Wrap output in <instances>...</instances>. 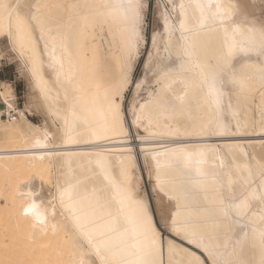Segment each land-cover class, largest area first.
<instances>
[{"label":"snow or ice","instance_id":"snow-or-ice-1","mask_svg":"<svg viewBox=\"0 0 264 264\" xmlns=\"http://www.w3.org/2000/svg\"><path fill=\"white\" fill-rule=\"evenodd\" d=\"M150 7L151 0L84 5L0 0V43L7 53L23 61L38 93L37 101L63 122V145L107 140L124 133V91L135 83L132 72L137 58L146 54V71L152 72L161 88L144 104L133 106L132 123L146 133L141 139L149 146L142 151L146 161L151 155L153 163L147 167L154 191L175 201V211L165 220L166 226L181 241L202 252L197 254L176 239H168L165 260V241L153 220L149 200L139 188L131 149L118 153H56L47 150L50 134L37 128L32 143L25 142L26 169L5 168L0 177V264H173L177 252L186 257L184 264H264V162H256L258 175L251 166H243L247 171L244 183L251 192H241L238 201L228 206L246 219L243 228L250 231H244V239H250L253 252L259 250V258L223 260L219 245L211 242L212 235L185 216L184 193L177 190L169 195L166 190V169L180 166L205 177L207 149L177 145L160 150L151 143L156 135H223L230 131L232 120L244 106L259 108L264 131V12L259 19L238 23L237 5L224 6L212 0L179 5L166 2L161 14L164 32L151 35L153 51H148L141 46L149 42L143 23ZM177 8L178 23H173L170 16ZM76 9L87 11L79 16L78 28L73 29L60 13ZM97 24L107 25L110 33L113 25L117 27L118 76L102 75L97 50L88 47L89 28L94 30ZM165 34L168 64L161 67L158 43ZM201 34L213 38L210 55L207 44L194 38ZM142 84L135 83V87L140 89ZM176 85H182L181 94L176 92ZM193 89L202 93L203 106L210 110L208 119L173 126L171 119L185 111ZM234 126L240 129L239 120ZM4 143L3 150L8 151L13 141L6 136ZM81 155L88 156L92 166L77 173L71 161ZM112 156L126 159H119L114 167ZM54 158L66 159L68 172L55 182V203L45 204L38 202L40 190L51 184L52 178L51 170L41 166ZM36 181L39 188L33 190ZM257 181L259 192L252 188Z\"/></svg>","mask_w":264,"mask_h":264},{"label":"bare ground","instance_id":"bare-ground-1","mask_svg":"<svg viewBox=\"0 0 264 264\" xmlns=\"http://www.w3.org/2000/svg\"><path fill=\"white\" fill-rule=\"evenodd\" d=\"M48 2L84 5L100 2L118 3L121 2V0H48ZM181 2L189 4L196 2V0H178L177 5ZM199 2L207 3L208 0H199ZM212 2L224 6L230 4L237 5L236 19L238 23L245 20L259 19L260 17L258 16V13L261 9V4L263 3L262 0H212ZM21 3H23V0H21ZM86 11V9L70 10V12L62 10L60 14L67 26L77 29L79 26V16ZM178 11L177 8L173 14L174 16H170L171 22L178 23ZM188 11L189 14H191L192 9H189ZM160 22L162 29L161 33H163L162 15H160ZM116 33L117 27L115 25L112 26L111 33L109 32L107 25L101 26L97 24L94 30H92L91 27L89 28L88 47L97 50L99 57L98 70L102 75L108 74L111 76H118L119 74L120 63L118 58L120 57V48L117 43L118 36L114 35ZM176 35L178 36L179 33ZM194 38L197 41L207 44V54L210 55V41L213 39L211 34H201ZM166 40L167 35L165 34L158 43V47L160 48V59L158 64L161 67L168 64V60L166 59L168 54L164 51ZM150 46V51H153L151 42ZM18 60L22 69H24L28 76L30 92H27L28 95L24 100L23 106L18 108L15 105L16 95L14 87L10 83L0 80V101L8 107L10 105V108H13L17 112V117L12 121L0 117V156L5 157V159L0 160V177L3 176L5 168L16 170L23 167L26 169L27 162L23 160L25 142L28 144L32 143L35 138L34 129L38 128L42 131L46 130L50 134L47 141V150L56 153H95L96 151L118 153L131 149L137 167L136 175L141 179L139 162L134 148V142L131 140L129 122L123 105L125 93L128 88L124 91V98L121 102V107L125 115L124 133L112 136L107 140L81 143L78 145H63L61 142V128L63 122L50 115L46 108L37 101L36 97L38 93L34 88L28 70L24 67L23 61L19 58ZM134 68L135 65L133 66V71ZM141 81L144 82V78L135 83ZM151 81L154 85L146 88L142 96L139 94L142 86L140 89H137L135 83L133 84L134 97H132L133 99H131L129 106L130 124L136 133V142L138 144V149L141 152L142 161L147 173V166L152 165L153 162L150 154L147 155L146 161V153L142 151V149H145L149 145L141 139L146 133L144 132V134H140L137 127L132 123L134 119L132 110L134 105L144 104L152 98L153 94L160 91L161 85L156 82V78L153 74ZM1 84L3 85V88L1 87ZM85 86H87V82ZM175 87L176 92L181 94L182 85H176ZM233 104L235 105V100H233ZM34 111H39L43 115L44 119L42 124H37L29 120L28 115L32 114ZM209 111L208 108L203 106L202 93L193 89L189 92L185 111L183 113L175 114L170 122L173 126H185L190 121H206L209 116ZM21 114H23V116H21ZM236 120H239L241 124L240 129L237 130L236 128L233 129L231 127L230 131L223 135H209L202 137H168L156 135L152 138L151 143L160 148V150H163L165 147L172 148L177 145H187L190 147L197 146L207 149L206 163L203 166L207 175L205 177H198L194 169L189 171L180 166L166 169L165 171L168 179L166 190L169 195L175 194L177 190L184 193V199L182 202L185 204V216L190 219V222L194 226H197L199 229L212 235L211 242L219 245L218 251L221 253V258L223 260L248 261L254 258L258 260L259 250L256 249L255 252H253L250 239L248 241L244 239V231H250L249 229L243 228V225L247 222L246 219L238 217L235 214V210L228 206L238 201L242 191L251 192V189H249L244 183V180L247 178V171L243 170V166L245 164L251 166L254 175H258L256 162H264V131L261 129L262 117L259 108L254 106H244L238 110L236 118L232 120L234 125ZM30 126L33 130V134H30ZM5 127L7 128V132L5 131ZM140 128L144 131L143 127ZM6 136L13 141L12 145L9 146L8 151L3 150L6 147L4 143ZM215 141L218 143H215ZM217 144L221 145L223 151L216 146ZM17 146H19V151L16 150ZM9 156H18L20 158L12 160L8 159ZM119 159H126V157H111L114 167L118 166ZM161 160L163 163L164 158L162 157ZM34 163H37V165L40 166L39 162ZM91 166L92 165L89 164L88 156L81 155L72 158L71 167L77 173L85 172ZM41 167L45 170H51L52 183L44 185L40 190L38 202L43 201L45 204L55 203L53 197H55L57 193L54 185L57 179H62L61 174H66L68 172V161L64 158H54L50 161L45 160ZM140 183L141 182H139L140 190L146 194ZM32 187L33 190L39 188V181H36ZM252 188L257 189V192L260 191L258 181L256 184L252 185ZM26 190L27 189H25V191ZM162 194L167 197L164 193ZM146 198L148 199L147 194ZM172 202H174L173 211H175V201ZM259 207L260 205L257 204L256 208L258 209ZM149 208L153 220L156 222L150 202ZM157 228L161 232L158 225ZM235 231H238L239 234L234 235ZM169 233L170 236L161 233L165 241V260L168 259L166 246V241L168 239H176L177 243H182L183 247L189 248L191 251L197 252V254L202 252V250L198 249L195 245L189 244L187 241H181V239L176 237L174 233L170 231ZM185 259L186 257L181 252L175 253L172 257L173 264H184Z\"/></svg>","mask_w":264,"mask_h":264},{"label":"rangeland","instance_id":"rangeland-1","mask_svg":"<svg viewBox=\"0 0 264 264\" xmlns=\"http://www.w3.org/2000/svg\"><path fill=\"white\" fill-rule=\"evenodd\" d=\"M178 0H151V7L146 9L145 12V20L143 23V32L144 34L149 38L148 44L142 45L141 47H146L148 51L151 50L150 46V37L154 32H162L161 29V22H160V15L164 11V4L166 2L169 3H175L177 4ZM171 11V9H169ZM262 12H264V2L261 4V9L258 13V16L261 17ZM174 12H172L171 16ZM161 29V30H159ZM147 58L146 54L141 55L137 58L135 63V68L133 71L132 79L134 82L144 78V82L142 84V88L139 91L140 96H142L146 90V88L152 87L154 84L151 81L152 79V72L146 71L145 68V61ZM0 80L10 83L15 90L16 95V103L15 105L20 108L24 104V100L26 96L28 95L27 92H30V82L28 80V76L26 75V72L24 69H22L21 64L17 57H15L13 54L7 53L4 50V46L2 43H0ZM134 84V83H133ZM133 84L129 85L128 89L125 93V98L123 101L125 113L129 122V130L131 135V140L134 142V148L136 150L137 159L139 162V169H140V184L143 190H145L147 197L149 199V202L153 208V213L157 222L158 227L161 230V233L163 235H169V229L165 224V220L169 217V214L173 212L174 209V202L169 200L167 197H165L162 193L158 191H154V181L149 179V175L146 171V168L142 161V155L141 152L138 149L137 144V138L136 133L134 131V128L130 124V113H129V106L130 101L134 97L133 93ZM1 87L3 88V85L1 84ZM29 120H31L34 123L42 124V121L44 119L43 115L39 111H34L32 114L28 115ZM4 119V118H3ZM233 129H235L234 123L232 121ZM138 132L140 134H144V131L138 129ZM215 143H218L215 141ZM220 150H222V147L220 144L216 145ZM223 151V150H222ZM250 154V153H249ZM227 160V159H226ZM243 192V191H242ZM241 194V193H240ZM239 232L235 231L234 235H238Z\"/></svg>","mask_w":264,"mask_h":264},{"label":"built area","instance_id":"built-area-1","mask_svg":"<svg viewBox=\"0 0 264 264\" xmlns=\"http://www.w3.org/2000/svg\"><path fill=\"white\" fill-rule=\"evenodd\" d=\"M0 117L12 121L17 117V112L0 101Z\"/></svg>","mask_w":264,"mask_h":264}]
</instances>
